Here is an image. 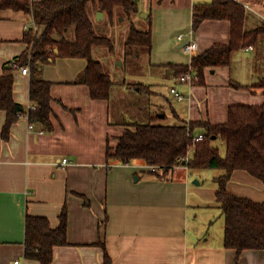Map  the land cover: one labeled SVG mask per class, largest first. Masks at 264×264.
Listing matches in <instances>:
<instances>
[{
    "label": "crops",
    "instance_id": "0c3cea01",
    "mask_svg": "<svg viewBox=\"0 0 264 264\" xmlns=\"http://www.w3.org/2000/svg\"><path fill=\"white\" fill-rule=\"evenodd\" d=\"M210 1H147L143 18L150 16L152 46L146 53L152 67L174 77L168 65L188 66L193 56L214 44L228 43L227 21L206 20L192 31L193 6ZM235 1L264 16V0ZM33 22L32 15L22 11L0 12V76L5 64L30 48L24 36ZM188 31L197 45L193 55L177 47L176 37ZM32 32L40 33L37 25ZM252 52L247 48L237 54L252 56ZM86 64L85 59L58 58L42 66L52 99L50 132L36 124L29 129V112L35 109L29 99L30 71L26 75L21 68L14 72L13 100L22 115L6 138L2 137L6 113L0 111V264H40L24 256L25 218H45L55 229L64 208L67 244L53 248L51 264H101L103 248L112 264H264V250H245L236 262V252L223 246L224 221L219 233L211 231L209 211L204 208L215 200L213 178L221 171L209 174L208 183L203 171L190 172L184 163L165 175H152L150 167L139 161L122 165L106 160L107 147L114 149L126 129H134L130 125L156 113L163 119L166 114L158 110L145 112L144 120L140 112L135 119H113L110 101L120 91L109 100L92 99L89 88L76 83ZM251 69L252 64L245 80L251 77ZM225 73L227 78L221 76ZM233 73V66L232 70L207 69L203 86L191 85L188 99H176L185 104L184 119L173 110V122L225 123L230 106L246 104L228 100L237 89L229 84ZM216 75L221 78L216 80ZM248 95L255 97V105L264 102L261 95ZM63 159L69 163L63 165ZM227 190L254 203L264 201V184L245 171L232 173Z\"/></svg>",
    "mask_w": 264,
    "mask_h": 264
},
{
    "label": "trees",
    "instance_id": "16d2710c",
    "mask_svg": "<svg viewBox=\"0 0 264 264\" xmlns=\"http://www.w3.org/2000/svg\"><path fill=\"white\" fill-rule=\"evenodd\" d=\"M89 5L113 20L116 9H121L129 19L138 14L135 0H0L3 10L22 11L32 15L39 29L34 34L30 29L24 41L30 48L3 67L0 76V111L6 113L2 137L8 136L11 125L22 115L13 100L14 72L23 67L30 71L29 99L35 109L29 112V122L45 132L52 131L50 83L42 77V66L58 58L85 59L84 71L76 83L89 88L95 100H109L116 85L104 71L100 60L94 56L97 48L114 52L112 41L95 32L89 13ZM206 20H223L230 24L227 44H214L206 51L192 57L188 66L168 65L177 79L191 72L196 77L194 86L204 85L207 69L228 67L232 70L235 55L251 48L252 81L246 85L229 80L230 86L245 89L250 94L264 97V20L253 15L235 0H211L195 4L192 12V31H196ZM148 28L138 29L131 23L125 49L139 48L148 52L152 46L150 16ZM73 30L72 39L67 33ZM178 80V79H177ZM192 85V86H193ZM137 95L149 93V86L129 84ZM166 118V117H165ZM164 119V118H163ZM159 115L153 114L147 121H139L134 129H126L117 146L107 147L106 160L113 164L126 165L139 161L148 167H157L161 172L150 170V174L165 175L175 166L184 163L190 172L219 170L213 178L217 192L214 203L224 217L223 246L236 252V262L245 250H264V201L254 203L236 197L227 190V184L236 170L245 171L264 184V102L261 105H232L227 111V121L213 125L208 120L177 121L173 125L162 124ZM202 134L203 138L194 142ZM222 140L225 154L221 156L216 140ZM192 149L188 160V150ZM158 175V174H157ZM66 241V210H62L59 225L52 229L47 219L27 216L25 218L24 256L40 264H51L53 248L64 246ZM101 264H112L105 248Z\"/></svg>",
    "mask_w": 264,
    "mask_h": 264
},
{
    "label": "rangeland",
    "instance_id": "374dc122",
    "mask_svg": "<svg viewBox=\"0 0 264 264\" xmlns=\"http://www.w3.org/2000/svg\"><path fill=\"white\" fill-rule=\"evenodd\" d=\"M147 1L148 0L137 1L139 13L132 15L131 19L123 14L121 9L115 10L113 20H109L106 15H103L102 18H99L98 12H95L92 6L89 5L90 18L92 20L95 32L99 35L108 37L114 46L113 53H110L106 48H97L94 50V56L101 61L104 71L116 84L112 90V95L114 93H118V90L120 91L119 94H121L113 95L110 101V112H112L114 115L112 116L111 114L110 116L113 117V119L115 117L121 121L124 119H135L136 113L140 112L142 120H144L145 112L148 113V111L162 110V113L166 114V118L161 120L162 124L173 125L174 119L172 111L174 110L178 115L183 114L185 111L184 102L178 103L176 98L170 95V88L175 87L177 84H179V82L175 77H172V75H165L166 70L163 71L160 68L152 67L145 50L139 48L125 49V40L131 23L141 30H146L148 28V21L142 16V14H147L145 10ZM39 31H41V29H39ZM73 35V30H70L66 37L68 39H72ZM251 59L252 56L250 54L241 53L235 56L233 62L234 73L231 74V81L243 86L249 84L252 81L250 76V78L246 77V80L244 78L245 74H249ZM211 72L212 71H210V75H212ZM221 76L227 78L226 73L221 74ZM215 77H217L216 80L221 78L218 75ZM172 80L174 81L173 83ZM129 84H146L149 86L150 91L149 93L146 92L145 95H137L134 91L129 89ZM179 87H182V89L185 90L183 91L184 93L182 92V94L184 97H186V99H188V97L191 95V93L188 91V88H190L191 85H178V90ZM233 92V95L228 98L230 103L238 104L239 101H242L241 103H246L242 105L255 106V104H258V102L253 101L255 97H248L250 92L245 89H233ZM244 92L247 95H245ZM259 94H257V96H259ZM203 97L205 99L207 98L206 95H203ZM211 103L212 106H214V103H216L213 98ZM181 118L184 119V115H181ZM214 145L218 147L221 156H224V142L218 139L214 142ZM203 172L205 176L208 177L209 174L212 176V172H217V170H208ZM207 180L209 183V177ZM204 209L209 211L210 227L212 226V233H219L220 225L223 228L222 222L224 221L221 209L216 206L214 202L208 203L207 207Z\"/></svg>",
    "mask_w": 264,
    "mask_h": 264
},
{
    "label": "built area",
    "instance_id": "2783aa9c",
    "mask_svg": "<svg viewBox=\"0 0 264 264\" xmlns=\"http://www.w3.org/2000/svg\"><path fill=\"white\" fill-rule=\"evenodd\" d=\"M246 9L252 11V12L255 13L257 16H259L261 19L264 20V16H261V15L258 14L257 12L251 10L249 7H247ZM24 29L27 30V29H29V28H28V26L26 25V26L24 27ZM30 29H31V30H34V31L36 30V25H35L34 22L32 23V26H31ZM30 29H29V30H30ZM192 35H193V32H192V31H188V32L183 33V34L181 33V34H179V35L176 37L178 43H181V42H183L186 38H188V44L185 45L182 49L184 50L185 53L190 54V55L195 54L196 51H197V45H196V43L192 40ZM21 72H22V74L26 75V74L29 73V68H28V67H23V68H21ZM177 79H178L179 83H181V84L193 85L192 82H193V80H196V77L193 75V73L188 72V73L184 74L183 76H181V77H179V78H177ZM170 92H171V94L174 95V97H175L178 101H181V100L184 99V96H183L180 92H178L177 89H175V88H171V89H170ZM33 107H34V106H32L31 108H33ZM29 129H30V130L33 129V125H32V124L29 126ZM202 138H203V135H202V134H199V135H197V136L194 138V142H196V141H198V140H201ZM187 160H188V156L186 157L185 162H186ZM68 163H69V162H68L67 159H63V160H62V164H63V165H67ZM150 170H152V171H157V172H161V170H160L159 168H157V167H151ZM16 263H17V262H16Z\"/></svg>",
    "mask_w": 264,
    "mask_h": 264
},
{
    "label": "water",
    "instance_id": "95a60500",
    "mask_svg": "<svg viewBox=\"0 0 264 264\" xmlns=\"http://www.w3.org/2000/svg\"><path fill=\"white\" fill-rule=\"evenodd\" d=\"M136 2L138 1V0H135ZM142 16L143 17H146V15L145 14H142ZM98 17L99 18H102L103 17V13H101V12H98ZM188 44V38H186L182 43H180L179 44V46H177L178 48H183L185 45H187ZM161 117H163V115H161ZM138 179V177H135L134 178V180L136 181ZM194 184H197L198 185V182L197 181H195L194 182Z\"/></svg>",
    "mask_w": 264,
    "mask_h": 264
}]
</instances>
